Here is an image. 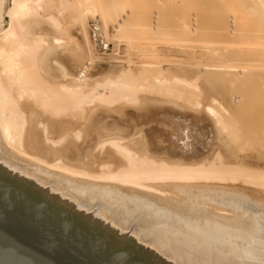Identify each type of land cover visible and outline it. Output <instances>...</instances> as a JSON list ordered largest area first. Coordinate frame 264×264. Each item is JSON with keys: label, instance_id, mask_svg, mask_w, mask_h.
<instances>
[{"label": "bare ground", "instance_id": "6f19581e", "mask_svg": "<svg viewBox=\"0 0 264 264\" xmlns=\"http://www.w3.org/2000/svg\"><path fill=\"white\" fill-rule=\"evenodd\" d=\"M158 1L0 0V169L165 264H264V157L225 149L264 148V0L249 43L166 0L163 47Z\"/></svg>", "mask_w": 264, "mask_h": 264}, {"label": "water", "instance_id": "95a60500", "mask_svg": "<svg viewBox=\"0 0 264 264\" xmlns=\"http://www.w3.org/2000/svg\"><path fill=\"white\" fill-rule=\"evenodd\" d=\"M0 264H165L0 169Z\"/></svg>", "mask_w": 264, "mask_h": 264}, {"label": "rangeland", "instance_id": "374dc122", "mask_svg": "<svg viewBox=\"0 0 264 264\" xmlns=\"http://www.w3.org/2000/svg\"><path fill=\"white\" fill-rule=\"evenodd\" d=\"M220 1L222 3V6H223V8H222L223 13L226 14V16L228 15V16H231L232 18H234V20L237 24V27H238V33H239L240 40H244L247 43L254 41L255 39L252 36V34L254 33L255 22L257 21V16L259 15V12L261 11V8L258 6L257 1L256 0H220ZM202 2H203V0H189L188 1L189 16L191 18H196V20L198 22H199V17H200L201 12H202L201 11L202 10V8H201ZM166 3H167L166 0H159L158 2H156V4H157L156 6H158L157 9L154 8L155 10L152 11V12H155L154 16H156L155 18L158 19V20L156 19L158 32H157L156 38L153 39V41L157 47H160V45H161V47L167 46L170 43L169 39H167V33H166L168 26L166 25L167 26V27H165L166 30L164 29V22L166 20L169 21V17H168L169 12H168V8H167ZM156 11H158V15H156L157 14ZM159 16H160V19H161V17H166L165 21L162 20L163 19L162 18L161 22H160V19L158 18ZM159 22H160V24H159ZM198 22L196 23L197 25H198ZM161 23H163L162 24L163 26L161 25ZM165 23L168 24L167 21ZM199 23L202 24V21H200ZM132 24H131L132 27H131V25H130V27H128V30L130 28L131 30H129V31H131V32H133V29L135 31L137 29V25H135L134 22ZM200 24L198 25V27L200 26ZM93 25L95 26L96 24H93ZM160 25H161V28L163 27L162 30H160L161 28H159ZM131 35L133 37V38L132 37L131 38L134 39L135 35L133 33H131ZM130 36H128L129 39H131ZM125 38H127V37H125ZM125 38H123V39L118 38L120 40L119 41L120 47L118 48V50H116L117 52L114 51V53H112V55H114L118 58L108 59V60H106V62L107 61H113V62L114 61H120V62H122L124 60V58L126 57V52L124 51L126 48L125 47V45H126V39ZM200 43L201 42L198 38H194L193 40L189 41L190 49H193V50L196 49L197 50V48H198L197 46H199ZM193 46L195 48H192ZM260 57H262V56H260ZM214 78L215 77H213V76H207V79L209 81L207 80L206 82H208V83L213 82V81H215ZM201 82L203 83V81H201ZM204 84H205V82H204ZM208 85L212 86V84H208ZM210 90L212 91L213 89L210 88ZM244 100H245L244 102L248 104L247 105L248 109H250L249 106L251 105V103H253L254 107H253V109H250L251 112H252V110L255 111V109H258V110L264 109V95L245 96ZM260 130L262 132H264V128H261ZM225 149L232 151V153L236 156L238 155V157L239 156L242 157L246 153H255L257 155H260L261 157H264V148H263L262 144L254 141V140H246L244 137L239 138L237 142L233 143L231 146L228 145L227 147H225ZM166 260H167V262L169 261V263H171V261L169 259H166Z\"/></svg>", "mask_w": 264, "mask_h": 264}]
</instances>
